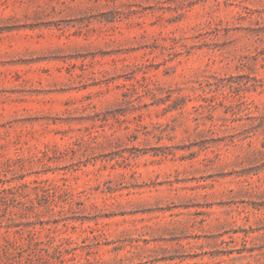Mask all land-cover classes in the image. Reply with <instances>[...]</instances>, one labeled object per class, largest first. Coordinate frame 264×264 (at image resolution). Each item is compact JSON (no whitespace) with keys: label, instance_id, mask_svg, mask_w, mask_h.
<instances>
[{"label":"rangeland","instance_id":"1","mask_svg":"<svg viewBox=\"0 0 264 264\" xmlns=\"http://www.w3.org/2000/svg\"><path fill=\"white\" fill-rule=\"evenodd\" d=\"M0 264H264V0H0Z\"/></svg>","mask_w":264,"mask_h":264}]
</instances>
